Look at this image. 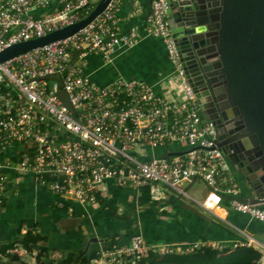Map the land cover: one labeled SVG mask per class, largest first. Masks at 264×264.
I'll return each mask as SVG.
<instances>
[{
    "label": "built area",
    "instance_id": "2783aa9c",
    "mask_svg": "<svg viewBox=\"0 0 264 264\" xmlns=\"http://www.w3.org/2000/svg\"><path fill=\"white\" fill-rule=\"evenodd\" d=\"M172 1L153 0L144 28L146 36L162 40L166 47L177 83L169 94L158 93L145 81L122 77L100 86L71 65L75 54L81 59L99 53L110 62L118 49L138 44V29H118L122 0H111L72 36L0 63V208L11 181L7 170H16L35 175L52 192L83 206L97 204L107 181L119 187L151 184L171 189L211 213L227 200V209L264 224V203L225 198L240 197L241 186L218 145L215 123L205 118L184 70L169 21ZM95 7L93 0H0V52L73 25ZM57 74L62 88L47 79ZM61 89L74 112L60 98ZM172 144L180 148L167 157L147 153ZM12 147L16 153L9 157ZM195 179L209 189L201 202L184 189ZM227 246L207 240L149 245L135 234L127 244L98 250L90 264H140L151 252L165 255ZM231 246L253 247L261 253L257 264H264V240L247 237ZM8 253L39 264L37 250L15 245Z\"/></svg>",
    "mask_w": 264,
    "mask_h": 264
},
{
    "label": "crops",
    "instance_id": "0c3cea01",
    "mask_svg": "<svg viewBox=\"0 0 264 264\" xmlns=\"http://www.w3.org/2000/svg\"><path fill=\"white\" fill-rule=\"evenodd\" d=\"M151 6L152 0H122L120 4L119 31L127 33L136 28L141 34L134 47L118 49L110 62H105L99 53L81 59L75 54L71 65L100 86L122 77L145 81L158 93L169 94L177 83L166 47L162 40L148 37L144 32ZM179 148L172 144L154 151L147 149V153L167 157ZM15 153L16 148L12 147L7 156ZM7 173L11 181L0 208V264H19L11 260L17 254L3 249L11 244L21 246L19 241L26 235L39 239L46 264H63L69 257H73L74 264H80L102 248L114 243L127 244L132 233L142 235L149 245L205 240L231 245L247 237L264 240L263 223L227 209L224 203L215 213L208 212L161 186L119 187L107 181L101 186L97 204L83 206L52 192L31 173L16 170ZM198 180L186 184L184 189L190 194ZM200 181L204 199L209 189ZM240 181L243 196L247 190L243 180ZM152 186L163 193H154ZM19 262L28 264L21 257Z\"/></svg>",
    "mask_w": 264,
    "mask_h": 264
},
{
    "label": "water",
    "instance_id": "95a60500",
    "mask_svg": "<svg viewBox=\"0 0 264 264\" xmlns=\"http://www.w3.org/2000/svg\"><path fill=\"white\" fill-rule=\"evenodd\" d=\"M110 2L101 0L86 18L73 25L4 49L0 63L72 36ZM169 21L205 118L213 121L220 115L235 127L232 149L222 147V142L218 145L241 171L247 193L225 198L264 203V0H175L170 2ZM47 79L59 82L62 88L60 75ZM59 96L74 112L63 89ZM11 260L23 264L18 255Z\"/></svg>",
    "mask_w": 264,
    "mask_h": 264
},
{
    "label": "trees",
    "instance_id": "16d2710c",
    "mask_svg": "<svg viewBox=\"0 0 264 264\" xmlns=\"http://www.w3.org/2000/svg\"><path fill=\"white\" fill-rule=\"evenodd\" d=\"M238 181L241 183L240 178ZM224 204L227 206L228 201ZM135 235L132 233L130 238ZM19 244L28 251H38L37 261L39 264H46L43 260L44 251L39 247V239L33 236H24L20 239ZM15 244H11L3 249L6 252L12 249ZM96 257V252L91 257H85L80 264H90L91 259ZM261 254L253 247H233L231 245L224 249L202 248L193 252H178L165 255L149 253L140 264H257ZM73 257H69L63 264H74Z\"/></svg>",
    "mask_w": 264,
    "mask_h": 264
},
{
    "label": "flooded vegetation",
    "instance_id": "af4514ba",
    "mask_svg": "<svg viewBox=\"0 0 264 264\" xmlns=\"http://www.w3.org/2000/svg\"><path fill=\"white\" fill-rule=\"evenodd\" d=\"M216 114L217 112H213L212 115H216ZM216 117L217 118H215V120L213 121L215 123V127L217 129L219 138L222 136V140L221 141L218 140V144L222 142L223 143L222 147H226L227 149H232V145L235 142L234 140L235 134H233L232 131L235 129V127L233 126V123L231 121L222 119L220 115H216ZM231 166L236 177L243 179L241 171L237 170L234 165L231 164Z\"/></svg>",
    "mask_w": 264,
    "mask_h": 264
},
{
    "label": "rangeland",
    "instance_id": "374dc122",
    "mask_svg": "<svg viewBox=\"0 0 264 264\" xmlns=\"http://www.w3.org/2000/svg\"><path fill=\"white\" fill-rule=\"evenodd\" d=\"M99 2V0H93V4L97 5V3ZM153 190L154 193H157L158 195H161L163 193V190H157V187L152 186L151 188ZM203 183L198 180L196 185L193 187V189H191L190 191V195L197 201L201 202L203 200ZM187 199V198H186ZM187 201L191 202L192 201L190 199H187Z\"/></svg>",
    "mask_w": 264,
    "mask_h": 264
}]
</instances>
